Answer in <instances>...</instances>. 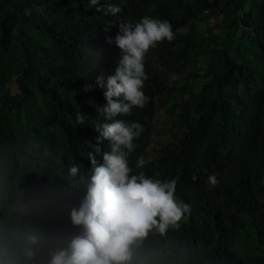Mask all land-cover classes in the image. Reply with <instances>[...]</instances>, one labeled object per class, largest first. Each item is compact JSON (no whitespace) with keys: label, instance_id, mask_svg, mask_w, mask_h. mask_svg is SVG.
Wrapping results in <instances>:
<instances>
[{"label":"trees","instance_id":"trees-1","mask_svg":"<svg viewBox=\"0 0 264 264\" xmlns=\"http://www.w3.org/2000/svg\"><path fill=\"white\" fill-rule=\"evenodd\" d=\"M109 4L122 11H96ZM89 5L0 0V264H50L81 234L70 212L87 194L89 153L102 164L111 142L97 139L111 122L97 107L121 55L115 37L146 16L168 21L175 39L145 56L146 105L114 119L143 127L131 168L143 159L142 170L176 179L191 213L178 229L149 232L133 264H264V0Z\"/></svg>","mask_w":264,"mask_h":264},{"label":"clouds","instance_id":"clouds-1","mask_svg":"<svg viewBox=\"0 0 264 264\" xmlns=\"http://www.w3.org/2000/svg\"><path fill=\"white\" fill-rule=\"evenodd\" d=\"M99 3L100 0H90L89 7ZM96 11L115 16L122 9L109 4L107 8L96 7ZM111 27L109 24L104 31L108 32ZM119 29L121 34L115 37V44L121 55L115 74L106 79L107 105L97 107L100 115L111 121L97 125L100 131L97 139L111 142L106 144L102 164L89 153L93 174L87 194L79 208H72L70 212L72 224L82 228V232L72 236L67 247L53 252L50 264H133L134 248L149 232L155 229L163 235L170 227L178 229L181 221L191 213V206L175 195L176 179L169 181L168 177L160 178L142 170L143 159L137 161L136 168H131L129 154L135 150L134 140L141 135L143 127L138 122L114 119L130 116L133 108L146 105L148 97L143 92L144 82L148 79L145 56L159 43L173 41L175 34L168 21L147 16L135 25L122 22ZM112 42L108 38L107 43ZM96 84L105 87L103 72L97 76ZM89 90L91 85H86L85 91ZM77 121L83 124L84 116L78 114ZM95 151L99 154V147ZM78 172L79 165L69 169V175L73 177ZM192 179L196 180V177ZM207 182L215 187L219 181L216 175H210ZM31 239L35 242L37 238Z\"/></svg>","mask_w":264,"mask_h":264},{"label":"rangeland","instance_id":"rangeland-1","mask_svg":"<svg viewBox=\"0 0 264 264\" xmlns=\"http://www.w3.org/2000/svg\"><path fill=\"white\" fill-rule=\"evenodd\" d=\"M12 88V90L14 89L13 87H11Z\"/></svg>","mask_w":264,"mask_h":264}]
</instances>
